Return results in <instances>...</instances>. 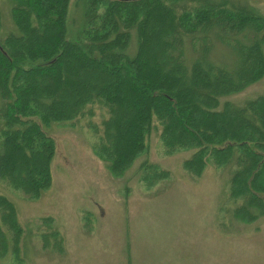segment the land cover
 Wrapping results in <instances>:
<instances>
[{
    "label": "trees",
    "instance_id": "trees-1",
    "mask_svg": "<svg viewBox=\"0 0 264 264\" xmlns=\"http://www.w3.org/2000/svg\"><path fill=\"white\" fill-rule=\"evenodd\" d=\"M10 1L5 11L16 29H3L0 11V120L7 129L0 130V180L40 196L56 154L44 123L88 117L100 140L94 150L112 175L126 174L149 152L156 132L168 156L191 150L182 163L191 174L201 175L211 159L233 166L232 195L247 198L236 214L258 219L264 95L243 105L234 95L264 78L263 16L213 0H88L86 24L71 39L72 0ZM97 114H106L101 124ZM141 169L149 184L171 176L157 163ZM15 209L0 194V257L10 240L19 253L23 225ZM40 225L58 236L49 218ZM54 247L65 252L62 235Z\"/></svg>",
    "mask_w": 264,
    "mask_h": 264
},
{
    "label": "rangeland",
    "instance_id": "rangeland-1",
    "mask_svg": "<svg viewBox=\"0 0 264 264\" xmlns=\"http://www.w3.org/2000/svg\"><path fill=\"white\" fill-rule=\"evenodd\" d=\"M213 1L264 17V0ZM7 3L12 6L10 0H0L5 31L16 29L5 11ZM87 4L72 0L67 32L71 39L86 24ZM259 95H264V78L235 94L234 101L243 105ZM100 119L95 123L101 124ZM3 123L0 120V130L7 131ZM44 124L56 143L48 188L32 198L0 180V194L15 204L16 220L23 225L19 253L10 240L0 264H264V211L253 222L236 214L247 198L232 195L234 171L229 163L219 166L210 157L201 175L191 174L182 165L191 150L168 156L153 132L150 151L126 174L115 176L98 155L99 136L88 117ZM237 154L233 150L230 155ZM146 161L170 169V178L143 181L141 166ZM43 218L63 236L64 253L54 247L58 236L46 235V226L40 225Z\"/></svg>",
    "mask_w": 264,
    "mask_h": 264
}]
</instances>
